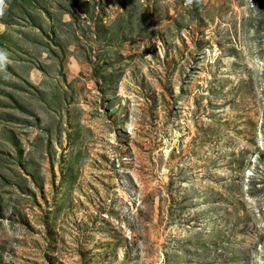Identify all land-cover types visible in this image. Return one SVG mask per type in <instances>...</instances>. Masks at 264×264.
I'll return each mask as SVG.
<instances>
[{
  "label": "rangeland",
  "instance_id": "obj_1",
  "mask_svg": "<svg viewBox=\"0 0 264 264\" xmlns=\"http://www.w3.org/2000/svg\"><path fill=\"white\" fill-rule=\"evenodd\" d=\"M0 264H264V0H0Z\"/></svg>",
  "mask_w": 264,
  "mask_h": 264
}]
</instances>
